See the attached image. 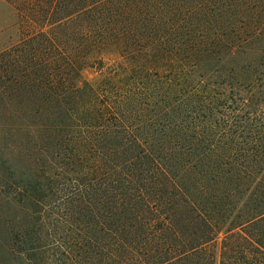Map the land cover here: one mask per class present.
Returning a JSON list of instances; mask_svg holds the SVG:
<instances>
[{
	"label": "trees",
	"instance_id": "obj_1",
	"mask_svg": "<svg viewBox=\"0 0 264 264\" xmlns=\"http://www.w3.org/2000/svg\"><path fill=\"white\" fill-rule=\"evenodd\" d=\"M4 1L0 264H264V0Z\"/></svg>",
	"mask_w": 264,
	"mask_h": 264
},
{
	"label": "rangeland",
	"instance_id": "obj_2",
	"mask_svg": "<svg viewBox=\"0 0 264 264\" xmlns=\"http://www.w3.org/2000/svg\"><path fill=\"white\" fill-rule=\"evenodd\" d=\"M11 8L7 2L0 0V52L20 40V32Z\"/></svg>",
	"mask_w": 264,
	"mask_h": 264
}]
</instances>
